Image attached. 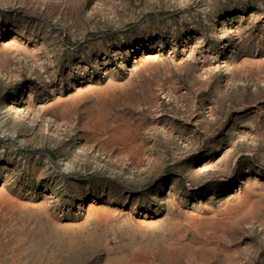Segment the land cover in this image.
Listing matches in <instances>:
<instances>
[{
	"label": "rangeland",
	"instance_id": "374dc122",
	"mask_svg": "<svg viewBox=\"0 0 264 264\" xmlns=\"http://www.w3.org/2000/svg\"><path fill=\"white\" fill-rule=\"evenodd\" d=\"M0 264H264V0H0Z\"/></svg>",
	"mask_w": 264,
	"mask_h": 264
}]
</instances>
